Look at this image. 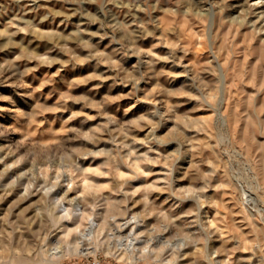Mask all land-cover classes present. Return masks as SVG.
Segmentation results:
<instances>
[{"label":"rangeland","instance_id":"1","mask_svg":"<svg viewBox=\"0 0 264 264\" xmlns=\"http://www.w3.org/2000/svg\"><path fill=\"white\" fill-rule=\"evenodd\" d=\"M0 264H264V0H0Z\"/></svg>","mask_w":264,"mask_h":264},{"label":"bare ground","instance_id":"2","mask_svg":"<svg viewBox=\"0 0 264 264\" xmlns=\"http://www.w3.org/2000/svg\"><path fill=\"white\" fill-rule=\"evenodd\" d=\"M258 4V2H256ZM260 3V2H259ZM259 5V4H258ZM260 6V5H259ZM128 218V217H127ZM127 218H125L127 220ZM124 219V218H123ZM145 220V219H144ZM135 222V221H134ZM146 223V222H145ZM123 224V223H122ZM126 225L123 226L126 228H128V226H130V224H132L131 220H127V222L125 223ZM135 228L139 229L141 227V223L140 222H135ZM122 228V227H121ZM119 229V228H118ZM120 230V229H119ZM123 231V228L122 230ZM141 232V231H140ZM122 234V233H121ZM128 235H132L134 241H136V243H139L142 241V236L140 235V233H136V232H133V234L131 232H128Z\"/></svg>","mask_w":264,"mask_h":264}]
</instances>
